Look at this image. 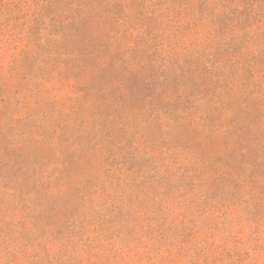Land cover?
Returning <instances> with one entry per match:
<instances>
[{
  "label": "trees",
  "instance_id": "obj_1",
  "mask_svg": "<svg viewBox=\"0 0 264 264\" xmlns=\"http://www.w3.org/2000/svg\"><path fill=\"white\" fill-rule=\"evenodd\" d=\"M11 3L0 264H264V0Z\"/></svg>",
  "mask_w": 264,
  "mask_h": 264
},
{
  "label": "rangeland",
  "instance_id": "obj_2",
  "mask_svg": "<svg viewBox=\"0 0 264 264\" xmlns=\"http://www.w3.org/2000/svg\"><path fill=\"white\" fill-rule=\"evenodd\" d=\"M11 1L13 0H0V3L5 7H12ZM15 13L14 18H12L10 22L9 15L3 19V24L6 25L5 29H0V84H3L8 91L6 93H2L3 96L9 101V103H6L4 107L0 108V138L4 140V136H6V130L3 132L5 128V121L6 119V111L12 108V97L11 94L13 92V89L18 86V84L21 82V73L24 68V55L25 52L23 50L15 49L10 44L6 42V38L8 36H13L18 40H22L23 36H30L29 42H31L30 51L32 49L36 51L37 49V41L36 36H39L41 33V25H42V18L41 15L38 14L37 16H34L35 7L29 8V9H21L14 8L13 10ZM38 11V9H37ZM9 23V24H7ZM28 32H24V30ZM112 30L111 24H104L101 27H98L95 34H98V32L101 35L108 36L109 30ZM114 31V30H113ZM110 36V35H109ZM93 70L91 68H86L80 72H78L77 76L82 81L87 80L92 76ZM36 135V134H35ZM32 138L34 142L36 143L37 136H33ZM38 145V143H36ZM12 210V209H11ZM7 210L2 211L1 214H3L5 217H8L10 219L16 217L15 212ZM1 228V227H0ZM1 230V229H0ZM1 232V231H0ZM1 241V236H0ZM1 243V242H0Z\"/></svg>",
  "mask_w": 264,
  "mask_h": 264
}]
</instances>
